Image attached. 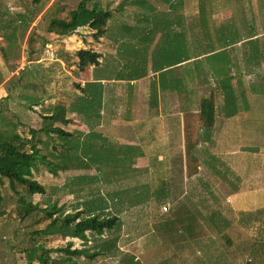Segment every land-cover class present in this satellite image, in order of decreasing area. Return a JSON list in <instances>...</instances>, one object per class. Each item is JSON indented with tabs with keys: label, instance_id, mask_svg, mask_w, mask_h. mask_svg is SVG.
I'll list each match as a JSON object with an SVG mask.
<instances>
[{
	"label": "crops",
	"instance_id": "obj_1",
	"mask_svg": "<svg viewBox=\"0 0 264 264\" xmlns=\"http://www.w3.org/2000/svg\"><path fill=\"white\" fill-rule=\"evenodd\" d=\"M128 1L121 9L122 13L126 11L124 17L112 18L110 12L108 29L101 36L107 47L93 49L100 54L98 63L74 75L79 80L67 105L78 97L85 105L67 114L71 119L67 125L76 122L73 131L78 144H86L90 152L100 146L137 150L130 165L143 176L138 182L157 180V191L164 199H173L176 210L181 204L186 206L190 230L193 232L199 224L201 232L191 236L194 242H187L192 248L202 238V264H234L241 259L243 264H264V136H253L260 127L264 132V112L258 105L264 102L263 82L257 84L259 93L249 91L248 95L244 85L253 86V80L243 84L238 79L232 84L235 100L234 107L231 101V109L216 82L209 89L219 91L216 97L212 92L213 122L205 125L199 120L198 103H190L196 98L192 85L197 81L193 64L197 55L186 48L182 49L186 55L182 62L157 64L160 40L155 37L143 50L141 39L152 31L154 14L167 12L158 7L147 9L149 0ZM129 7L134 8L133 14H127ZM167 18L177 22L184 17L177 12ZM174 25L177 33L174 30L176 36H171V49L179 56L180 40L190 46L185 30ZM79 28L91 29L84 25L73 30ZM60 56L54 55L51 61L63 68L67 60ZM72 61L77 68L76 57ZM243 100L249 108L243 107ZM25 104H20L23 111L28 110ZM174 165L180 167V173L169 176ZM150 174L153 176L145 178ZM131 176L122 183L129 185Z\"/></svg>",
	"mask_w": 264,
	"mask_h": 264
},
{
	"label": "rangeland",
	"instance_id": "obj_2",
	"mask_svg": "<svg viewBox=\"0 0 264 264\" xmlns=\"http://www.w3.org/2000/svg\"><path fill=\"white\" fill-rule=\"evenodd\" d=\"M96 1L102 8L110 10L111 15L114 16L112 18L124 17L123 14L126 13V11L122 13L121 8L118 7L122 0ZM171 1H147L153 5L154 9L158 7L168 15L157 12L154 14L153 30L145 39H141L144 42L142 49L144 50L145 45L147 46L148 43L155 40V37H158L157 41L160 40L161 43L158 47L159 60L157 64L177 61L178 54L171 49L173 42L171 36L173 33L176 36L177 30L172 18L168 19L167 16H173L178 12L180 16L184 17L181 18L177 28L185 30L184 34L190 48L183 41L179 43V48L193 50L194 55L198 56L196 58L202 61V66L197 65L199 75L196 77L197 81L192 85L195 86L196 98L190 101L191 105L198 103V96L210 93L209 89L212 90L213 85L217 84L216 80L219 78L223 80L229 72L232 77H228L225 82L232 85L240 79L243 84H247L253 80L255 84L251 87L247 85L249 88L244 85V91L245 93L247 91V95L250 94L249 91L259 93L257 84L261 81L264 84V59H261L260 55L255 57L260 59V63L251 59L254 50L250 49V44L253 45V43L247 41L246 36L250 30H253V37H257L264 43V0H181V2L175 0L174 8L171 7L169 11H166ZM202 5L204 6L202 7ZM57 8H60L58 13ZM87 8L90 9L91 6L89 4L85 6L79 0H0V132L10 130L15 125L14 129L18 133L28 137V128H38L41 125V114L49 104L67 105L71 95L75 92L74 86L79 80L74 76L78 72L72 61L75 59V51L78 48L93 50L95 47L105 50L107 41L101 36H94L93 30L89 28H79L77 31L73 30L71 33L61 35L56 30H48V27H51L50 19L53 15L58 14V17L68 21L73 9H83V15L87 17L84 13L88 10ZM133 10L134 8L129 7L127 14H133ZM18 13L22 14L24 19H15ZM118 13L121 15H117ZM11 16L14 21L10 24L4 23L2 27V21L8 20ZM227 29L234 31L232 38H237V34H242L244 43L240 41V43L227 47L229 52L226 57H221L220 61L215 64L216 66L220 64L224 71L220 77L215 78L212 74L214 66L209 61L216 58L215 54L219 51H215V48L219 47L220 43L222 44ZM174 30L176 31L174 32ZM63 46L69 51H65ZM260 46V43L257 44V48ZM261 50L262 48H259L258 51ZM60 53L68 57L63 68L60 64L57 65L56 61H51L54 55L58 56ZM261 53L263 52L261 51ZM194 62L193 64L196 66ZM22 73L23 78L20 80L18 78L22 76ZM180 74L182 73L180 72ZM26 80L38 83V87H43L46 93L51 96L48 97L47 94H44L31 97L28 91L22 88ZM218 92H213L215 97L218 96ZM228 95L227 105L230 108V93ZM24 101L32 106L26 111L21 110L20 107L21 102ZM247 104L250 105L246 103V100H243L244 108H249ZM258 105H262L261 110L264 112V102ZM17 121L19 123H16ZM75 123L72 122L63 128L67 131L74 130ZM261 124L264 126V122ZM262 132L260 127V130L256 131L253 136L262 138L264 136V132ZM39 137L47 142V146L43 147L46 152L57 140L53 137L48 139L42 133L39 134ZM175 154L177 156L176 152ZM176 156L175 160L178 158ZM92 161H87L89 164L87 168L58 170L57 175L50 173L38 163V169L31 170L29 175L42 183L46 187V192L44 194L34 193L31 196L32 202L41 207L46 206L49 208L51 216H55L61 211L64 213L75 211V206L81 210L82 202L93 200L86 199L94 194V192L88 194L89 190L96 189L103 194V191L115 188L117 185L114 183L109 182L110 185H106L107 183L103 180L91 179L103 169L102 165L98 166L95 161ZM179 169L180 167L174 165L168 173L169 176L179 174ZM117 170L123 173L122 168H117ZM76 174L82 178L78 179L76 184L73 182L68 187H63L65 179ZM131 175L133 180L129 178L130 184L131 181H134L137 186L144 188L142 194L148 198L143 199V203L139 206L127 208L125 203L119 204L118 200L111 199L107 195L105 199L108 202V211L101 209L102 215L107 212L112 214L116 209L120 210L118 215L122 222L117 240L119 250L133 254L142 264H202V238H199L192 248L187 242V240L194 242L191 236H197V232L200 233L201 229H198L200 226L196 224V229L193 232L190 230V226L187 224L186 206L181 204L176 210L173 199H164L162 193L157 191L159 182L149 179L152 174L145 177L149 179L146 183L138 182L143 180V176L139 172ZM3 181L4 183L0 184V194L3 195V199L0 201V210L3 212L0 214V264H30L22 250L29 248L31 244H42L44 247L54 250L63 247L68 241L72 242V247H80L83 244L82 240L75 237L49 235L39 238L27 234V230L37 224L38 215H30L21 221L18 216V204L15 201L17 193L8 187L7 181ZM19 188L21 189L20 186ZM163 205L166 210L161 209ZM102 236H106V234ZM31 252L33 251L29 252L32 264H38L34 254L38 253V250ZM57 254L56 251L51 253V255ZM119 259L120 253L113 257L99 255L88 261L84 256H81L78 264H118ZM243 262L244 259H241L234 264H243Z\"/></svg>",
	"mask_w": 264,
	"mask_h": 264
},
{
	"label": "trees",
	"instance_id": "obj_3",
	"mask_svg": "<svg viewBox=\"0 0 264 264\" xmlns=\"http://www.w3.org/2000/svg\"><path fill=\"white\" fill-rule=\"evenodd\" d=\"M135 3V0H131ZM175 1V0H173ZM181 0H177V2ZM81 4H89L90 9L85 11L87 17L83 15V9L71 10V18L66 21V19L58 17L59 15H53L50 19L51 27L48 30L55 31L61 35L71 33L73 29L87 25L93 30L94 36H104L108 26V19L110 17V11L108 9L102 8L96 0H79ZM128 0H122L120 3V8L128 3ZM174 3L171 2L169 9L174 8ZM204 5H202L203 7ZM152 5L149 4L147 9H152ZM144 9V12L147 10ZM168 9V11H169ZM176 9V7H175ZM60 8H57V13ZM147 14V12H145ZM138 15L139 13H135ZM167 15V13H165ZM180 15V14H179ZM203 18V17H202ZM15 19H24V16L20 13L16 14ZM14 18L11 16L8 20L2 21V27L4 23H11ZM181 18L174 21L176 24L180 25ZM125 30L129 27L125 26ZM153 30V27H152ZM227 34L220 43V51L215 54L216 58L213 61H209L212 67V74L214 77H220V74L224 71L220 64L215 65L217 61H220L221 57H226L229 50L227 47L233 45L244 39L241 37L242 34H237V38H232L231 29L226 30ZM254 36V31L250 30L246 38L247 41L253 43L250 44V49L254 50L251 54V59L257 63H260V59H256L257 55H260L261 59H264V46L263 42ZM264 39V38H263ZM181 42V40H180ZM261 44L259 48H262V52L258 51L257 44ZM181 48V47H180ZM257 49V50H255ZM164 53V52H163ZM61 55V54H59ZM74 56L76 57V65L78 71H83L87 66L96 65L98 63V58L100 56L99 52L91 49H78L75 51ZM219 56V58H218ZM63 59L68 61L66 55H61ZM186 57L182 49L179 51L178 60L173 63L182 62ZM207 59V58H206ZM195 70L196 77L199 75L197 70V65H201V59H195ZM230 62V60H227ZM236 64V62H235ZM202 66V65H201ZM222 67H224L222 65ZM230 72L228 76L226 75L223 80L220 78L216 82L220 85L223 93L227 96L230 93V108L231 101H233L235 91L234 87L225 82L228 77H232ZM23 78L22 76L18 79ZM41 82V80H40ZM24 90H27L29 95L42 96L46 93L43 87H38V83L30 80H26L22 85ZM84 91V88H82ZM51 96L50 94H47ZM227 104V103H226ZM85 101L79 97L76 99H71L69 105H64L62 103L49 104L47 108L44 109V114H41L42 122L38 128L29 127L28 137L23 136L18 133L13 125L10 130H3L0 132V184L7 181L8 187L17 193L16 202L18 204V216L21 221L25 220L30 215L37 216V224L32 227V229L27 230V234L32 237H44L49 235H61L63 237H75L82 240V245L80 247H72V242L68 241L63 247L56 248H46L42 244H31L27 249L22 250L25 253L27 262L32 264L31 256L29 252L32 250H38V253H34L38 264H78L79 257L84 256L87 261L94 259L96 256H109L113 257L120 253V261L118 264H142L133 254L127 252H121L117 246V240L120 234L121 219L118 215V209L114 210V213L107 212L102 215L101 209L108 211V202L105 197L110 196L111 199L118 200L119 204L125 203L128 207H136L141 205L143 199L148 197L144 196L142 191L144 188H138L134 183L123 184V179L129 177L131 174H137L138 168H134L130 165L134 160L137 150L133 147L124 146V148H107L100 146L98 150L90 152L86 144H78V136L75 135L73 130L67 131L62 126H66L70 122V118L67 116L69 112H74L76 109L84 108ZM25 107L30 109V104H25ZM79 110V109H78ZM213 93H207L201 95L198 99V113L199 120L205 125H211L213 122ZM16 123H19L18 121ZM42 133L48 139L56 138L57 140L51 144L49 151H44L43 147L47 146L46 140H42L39 134ZM78 140V141H77ZM76 143V144H75ZM78 145H80L78 147ZM42 146V147H41ZM186 158L188 151H185ZM84 157H88L87 161L93 160L95 163L102 165L103 169L100 170L99 174L91 177L93 180H103V182L109 184V182L117 185L115 188L103 191V194L98 190H89L88 194L94 192L92 197L86 198L87 200L93 199L91 201L86 200L82 202L81 210L75 206L72 212L64 213L59 212L55 216H51L49 208L41 207L37 203L32 202L31 196L34 193L44 194L46 192V187L37 181L35 178L31 177L29 172L31 170L38 169V163L43 165L50 173L57 175L58 170H69V169H80L88 167V162L84 160ZM124 158V162H123ZM92 161V162H93ZM127 162V163H126ZM106 168V169H105ZM117 168H122L123 173ZM110 169V171H109ZM98 170V171H99ZM131 173V174H130ZM82 176L73 175L65 179L63 187H68L69 184L77 182ZM110 185V184H109ZM21 187V189L19 188ZM76 189V187H75ZM143 195V196H142ZM78 197V196H77ZM145 197V198H144ZM3 199V195L0 194V201ZM122 199L123 201H121ZM122 202V203H121ZM0 210V214H2ZM41 214V216H39ZM39 225V226H38ZM106 234V236H102ZM90 243V244H87ZM52 251H56L57 255H51ZM31 252V253H33Z\"/></svg>",
	"mask_w": 264,
	"mask_h": 264
},
{
	"label": "built area",
	"instance_id": "obj_4",
	"mask_svg": "<svg viewBox=\"0 0 264 264\" xmlns=\"http://www.w3.org/2000/svg\"><path fill=\"white\" fill-rule=\"evenodd\" d=\"M162 209L166 210V207L165 206H162Z\"/></svg>",
	"mask_w": 264,
	"mask_h": 264
}]
</instances>
